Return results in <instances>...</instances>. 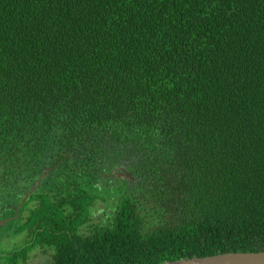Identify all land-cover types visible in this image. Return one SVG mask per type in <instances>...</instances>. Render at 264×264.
<instances>
[{
	"label": "trees",
	"instance_id": "trees-1",
	"mask_svg": "<svg viewBox=\"0 0 264 264\" xmlns=\"http://www.w3.org/2000/svg\"><path fill=\"white\" fill-rule=\"evenodd\" d=\"M38 183L53 264L264 251V0H0V214Z\"/></svg>",
	"mask_w": 264,
	"mask_h": 264
},
{
	"label": "flooded vegetation",
	"instance_id": "flooded-vegetation-1",
	"mask_svg": "<svg viewBox=\"0 0 264 264\" xmlns=\"http://www.w3.org/2000/svg\"><path fill=\"white\" fill-rule=\"evenodd\" d=\"M37 187H39V183L26 192L20 202L17 196V202L14 203L15 209L13 210L16 213L15 215L4 216L2 212L0 214V221H7L6 225L8 223L11 224L13 221L12 224H14L8 234L0 235V264H53V242L51 236L53 232L59 233L60 230L58 226H55L56 230L53 229L51 222L55 221L52 217L44 216V219L41 220L42 224L47 223L44 227L35 225L33 227L30 223L32 212L27 211L21 220L22 224H18L21 208L29 201L30 196L33 193L35 194ZM36 203L34 201V205ZM97 212L98 209L93 210V213ZM5 224L0 226H5ZM54 237L52 236V238ZM23 239H26L25 243H21L20 240Z\"/></svg>",
	"mask_w": 264,
	"mask_h": 264
},
{
	"label": "water",
	"instance_id": "water-1",
	"mask_svg": "<svg viewBox=\"0 0 264 264\" xmlns=\"http://www.w3.org/2000/svg\"><path fill=\"white\" fill-rule=\"evenodd\" d=\"M124 176L130 177L127 173ZM7 221H0V225ZM157 264H264V251L229 252L210 256H199L178 260H169Z\"/></svg>",
	"mask_w": 264,
	"mask_h": 264
},
{
	"label": "rangeland",
	"instance_id": "rangeland-1",
	"mask_svg": "<svg viewBox=\"0 0 264 264\" xmlns=\"http://www.w3.org/2000/svg\"><path fill=\"white\" fill-rule=\"evenodd\" d=\"M13 226L14 224L11 225L10 223H8L7 225L5 224V226H0V235L8 234ZM20 241L21 243H25L26 239Z\"/></svg>",
	"mask_w": 264,
	"mask_h": 264
}]
</instances>
